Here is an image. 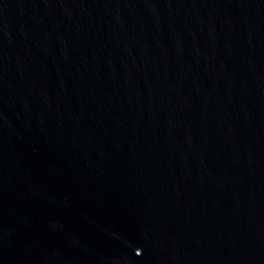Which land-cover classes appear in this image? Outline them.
I'll list each match as a JSON object with an SVG mask.
<instances>
[{"label": "water", "instance_id": "1", "mask_svg": "<svg viewBox=\"0 0 264 264\" xmlns=\"http://www.w3.org/2000/svg\"><path fill=\"white\" fill-rule=\"evenodd\" d=\"M0 264H264V0H0Z\"/></svg>", "mask_w": 264, "mask_h": 264}]
</instances>
